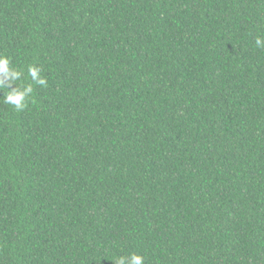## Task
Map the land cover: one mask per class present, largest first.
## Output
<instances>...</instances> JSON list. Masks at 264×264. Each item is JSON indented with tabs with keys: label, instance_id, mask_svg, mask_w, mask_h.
I'll return each mask as SVG.
<instances>
[{
	"label": "trees",
	"instance_id": "trees-1",
	"mask_svg": "<svg viewBox=\"0 0 264 264\" xmlns=\"http://www.w3.org/2000/svg\"><path fill=\"white\" fill-rule=\"evenodd\" d=\"M257 36L264 0H0L47 79L0 102V264H264Z\"/></svg>",
	"mask_w": 264,
	"mask_h": 264
},
{
	"label": "clouds",
	"instance_id": "clouds-1",
	"mask_svg": "<svg viewBox=\"0 0 264 264\" xmlns=\"http://www.w3.org/2000/svg\"><path fill=\"white\" fill-rule=\"evenodd\" d=\"M255 46L264 49V37L257 36ZM27 72L34 83L18 85L17 82L22 81L24 71L13 66L10 57L0 53V91L4 92L0 102L4 105H11L13 110L17 112L24 111L28 107V101L34 93V85L47 87V79L42 75L43 69L41 67L35 64L29 65ZM113 262L114 264H144V257L131 253L128 256H120Z\"/></svg>",
	"mask_w": 264,
	"mask_h": 264
}]
</instances>
